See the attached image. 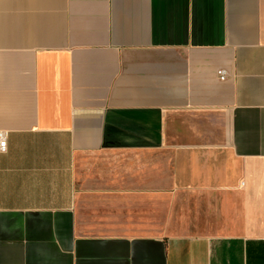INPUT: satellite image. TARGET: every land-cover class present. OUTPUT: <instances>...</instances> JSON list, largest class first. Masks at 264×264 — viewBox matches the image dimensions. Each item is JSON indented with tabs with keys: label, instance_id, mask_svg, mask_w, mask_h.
<instances>
[{
	"label": "crops",
	"instance_id": "obj_1",
	"mask_svg": "<svg viewBox=\"0 0 264 264\" xmlns=\"http://www.w3.org/2000/svg\"><path fill=\"white\" fill-rule=\"evenodd\" d=\"M0 130V264H264V0H0Z\"/></svg>",
	"mask_w": 264,
	"mask_h": 264
},
{
	"label": "built area",
	"instance_id": "obj_2",
	"mask_svg": "<svg viewBox=\"0 0 264 264\" xmlns=\"http://www.w3.org/2000/svg\"><path fill=\"white\" fill-rule=\"evenodd\" d=\"M221 79H226L227 71L219 70ZM8 149V132L6 130H0V152H6Z\"/></svg>",
	"mask_w": 264,
	"mask_h": 264
}]
</instances>
